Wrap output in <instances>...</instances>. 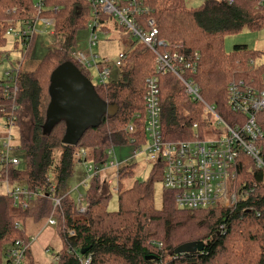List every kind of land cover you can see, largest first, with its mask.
<instances>
[{
    "label": "trees",
    "instance_id": "trees-1",
    "mask_svg": "<svg viewBox=\"0 0 264 264\" xmlns=\"http://www.w3.org/2000/svg\"><path fill=\"white\" fill-rule=\"evenodd\" d=\"M143 1L151 6L149 16L157 21L160 39L168 43L166 50L195 61V67L184 71L185 79L195 82L201 97L228 124L242 122L244 118L227 104V86L233 80H243L264 88V53L246 45L226 52L224 40L244 29H262L264 0H204L196 7H188L185 0ZM36 3L0 0V62L7 57V30L24 28L25 21L35 18ZM39 16L52 20L51 31L60 36L61 46L49 49L33 69L22 71L19 67L14 94L6 96L0 87V120L7 123L15 117L17 149L25 160L24 168H19L3 163L0 157V180L10 189L32 193L30 199L21 194L16 202L6 193L0 195V264L9 262L8 251L16 241L29 240L28 220L40 223L49 218H54L53 226L62 241L51 264H84L87 258L86 264H264V174L247 156L241 159L234 184L248 196L234 208L182 209L176 206L174 193L164 189L162 208L156 209L152 182H161L162 166L154 164L151 182L134 180L126 188L122 179L131 175V165L118 171L117 209L113 211L108 209L109 185L101 176L89 179L83 185L87 186L83 194L87 209L78 211L73 191L79 186L71 191L67 186L75 163L84 168L89 164L100 167L110 158V149L133 147L132 139L139 145L147 144L146 78L154 76L159 82L164 141L190 139L195 132L192 125L198 123L197 131L201 132L207 116L175 75L156 72L154 54L144 44L133 42L123 50L126 58L115 77L93 84L97 95L114 109L102 117L98 127L86 130L76 146L62 144L65 123L46 125L50 74L61 63L71 61L90 79L70 51L76 32L88 28L95 17L88 0H42ZM111 19L103 14L96 17L99 29L108 30ZM114 28L122 27L115 23ZM126 38L129 34L125 31L122 39ZM256 120L264 134V110L256 114ZM130 124L135 125L133 132L127 130ZM260 145L264 147V140ZM79 149L87 152L86 164L73 158ZM85 176L86 169L82 178ZM57 198L60 201L55 205ZM187 242L196 244L193 251L174 253L177 246ZM22 264H34L30 248Z\"/></svg>",
    "mask_w": 264,
    "mask_h": 264
},
{
    "label": "built area",
    "instance_id": "built-area-1",
    "mask_svg": "<svg viewBox=\"0 0 264 264\" xmlns=\"http://www.w3.org/2000/svg\"><path fill=\"white\" fill-rule=\"evenodd\" d=\"M88 4L95 17L88 24V28L91 29L88 41L90 48L94 47L98 41L95 34L99 29L96 17L103 14L115 18L118 26L122 27L129 37L134 39V44L142 43L154 54L156 72L161 75L167 73L175 75L183 83L185 93L190 99L201 103L202 111L207 116L201 132L197 131L198 123L192 125L195 132L190 139L164 141L161 137L159 82L154 76L146 78L143 99L146 111L144 131L147 144L139 145L132 139L131 143L134 148L132 158L144 152L146 159L153 165L160 164L162 166L161 183L163 188L174 193L175 204L179 208L201 210L218 206L236 207L242 198L248 196L247 191L237 190L234 184L242 164V157H249L255 167L262 170L264 174V147L260 145V142L264 140V134L256 120V114L264 110V88L254 87L243 80L229 82L227 104L232 112L238 116L241 115L240 118H244V120L228 124L219 116L214 106L201 97L195 82L185 79L184 71L187 68L195 67V61L192 58L187 59L177 51L166 50L168 43L160 39L157 21L149 16L151 10L143 0H88ZM35 7L36 17L25 21L24 28L18 27V30L10 28L6 32L7 36L19 39L25 51L31 43L35 26H51L52 24L51 19L39 16L42 0H38ZM72 56L81 68L87 69L91 66L96 68L97 83H105L112 76L111 63L91 51L89 54L75 53ZM125 58V52L121 51L114 61V66L118 71ZM195 58H198V54H195ZM18 71L19 66L16 65L4 72V79L0 81V87L3 88L6 96L9 95V92L14 94L17 91ZM262 81L264 82V72ZM14 120L15 117L11 116L8 122L2 125L0 157L3 163L18 165L19 161L12 155L13 147L10 145L11 128L15 126ZM127 130L133 132L135 125H128ZM207 133L210 135L206 136ZM112 152L113 149H110L109 155ZM86 155V150L79 149L74 151L73 158L78 161L84 160L85 163ZM109 159L100 167L91 164L85 165L86 176L80 184L86 185L89 179L101 176L108 169H118L122 165L109 161ZM4 183L6 185L5 193L13 197L15 202L21 194L27 199L31 198L32 193L25 189H10L7 182L4 181ZM106 183L110 185L111 181L107 180ZM252 190V188L249 189L250 192ZM59 201L60 198L55 199L54 204L57 205ZM77 204L78 211H86L87 201L83 195L78 196ZM47 224L54 225V218H49ZM224 229V225H221L220 231L223 232ZM31 243L32 236L28 241H16L8 251L9 262L7 264H22ZM88 262L89 258L85 259L84 264Z\"/></svg>",
    "mask_w": 264,
    "mask_h": 264
},
{
    "label": "rangeland",
    "instance_id": "rangeland-1",
    "mask_svg": "<svg viewBox=\"0 0 264 264\" xmlns=\"http://www.w3.org/2000/svg\"><path fill=\"white\" fill-rule=\"evenodd\" d=\"M37 2L38 0H33ZM188 7L199 6L203 0H185ZM117 23L115 18L109 21V29L101 31L97 29L95 34L97 36V43L94 47L90 48L88 41L91 35L90 28H82L76 32L75 45L72 47L70 53H83L97 54L100 58L106 59L112 65V77L118 73V69L114 66V61L117 59L118 54L130 47V43L134 42L132 37L122 39L125 32L124 29H115L114 24ZM16 28V27H15ZM17 28L16 30H18ZM6 51L7 57L0 62V80L4 79V72L12 69V66H19L22 71H28L33 69L41 58L47 53L49 49L59 48L61 46L60 36H56L51 31V26L36 25L34 33L31 38V43L25 51L20 43L14 45L15 39L13 36L7 38ZM129 45V47H128ZM236 45H246L248 48L264 53V27L260 30H247L244 29L238 34L229 35L225 37L224 49L226 52L231 51ZM27 53V55H26ZM264 59L261 60V62ZM89 73V77L93 84L97 83L98 73L94 66L86 69ZM2 120H0L1 122ZM3 131V127L0 124V132ZM207 133L206 136H209ZM12 140L10 145L13 147L12 155L15 156L18 161V167L24 168L25 160L21 150L17 149L19 145V128L13 126L11 128ZM134 148L132 146L116 147L113 148V152L110 155L109 161L121 163L122 165L117 168H111L106 173L101 174V180L111 181L109 185L110 199L108 203V209L110 211L117 209V187H118V171L124 165H131V175L123 177L122 182L124 188L130 186L134 180L151 182L154 178L151 172L153 163L146 159L144 152L137 154L135 158H132V152ZM85 172V168L82 164H74L73 175L68 179L67 186L68 191L73 190L79 186L77 191H73L76 198L81 194H84L85 186L79 185L83 179L82 176ZM5 184V183H4ZM5 186L0 182V195H4ZM153 205L156 209H161L163 205V193L164 188L159 180H153ZM26 233L32 236V243L30 245V253L33 258L34 264H51L54 261V254L58 253L62 248V241L57 233L56 228L53 225L47 224V221L40 223H34L30 220L26 223Z\"/></svg>",
    "mask_w": 264,
    "mask_h": 264
},
{
    "label": "water",
    "instance_id": "water-1",
    "mask_svg": "<svg viewBox=\"0 0 264 264\" xmlns=\"http://www.w3.org/2000/svg\"><path fill=\"white\" fill-rule=\"evenodd\" d=\"M48 92L46 125L65 123V145L76 146L86 130L98 127L102 117L114 109L97 95L91 80L71 61L61 63L51 72ZM195 247V243H183L174 253L191 252Z\"/></svg>",
    "mask_w": 264,
    "mask_h": 264
},
{
    "label": "crops",
    "instance_id": "crops-1",
    "mask_svg": "<svg viewBox=\"0 0 264 264\" xmlns=\"http://www.w3.org/2000/svg\"><path fill=\"white\" fill-rule=\"evenodd\" d=\"M203 1H204V0H203ZM16 28H18V26H17ZM15 66H16V65H15ZM12 67H14V66H12ZM0 124L3 125V122L1 121ZM0 182H2V184L6 187V185L4 184V181H1V180H0ZM5 192H6V188H4V194H5ZM29 235H30V234H29Z\"/></svg>",
    "mask_w": 264,
    "mask_h": 264
},
{
    "label": "bare ground",
    "instance_id": "bare-ground-1",
    "mask_svg": "<svg viewBox=\"0 0 264 264\" xmlns=\"http://www.w3.org/2000/svg\"><path fill=\"white\" fill-rule=\"evenodd\" d=\"M146 2V1H145ZM146 5H147V3H146ZM149 7H151V6H149ZM141 44V43H140ZM200 104V103H199ZM203 127V126H202ZM200 132V131H199Z\"/></svg>",
    "mask_w": 264,
    "mask_h": 264
}]
</instances>
